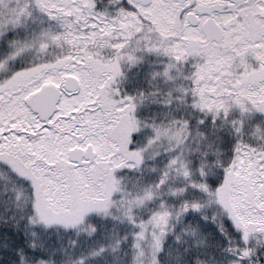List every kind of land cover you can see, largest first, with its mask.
I'll use <instances>...</instances> for the list:
<instances>
[{"label":"snow or ice","instance_id":"obj_1","mask_svg":"<svg viewBox=\"0 0 264 264\" xmlns=\"http://www.w3.org/2000/svg\"><path fill=\"white\" fill-rule=\"evenodd\" d=\"M0 264H264V0H0Z\"/></svg>","mask_w":264,"mask_h":264}]
</instances>
